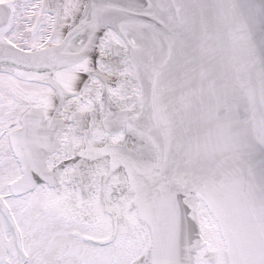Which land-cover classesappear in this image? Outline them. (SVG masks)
<instances>
[{
	"label": "snow or ice",
	"instance_id": "6c2138e0",
	"mask_svg": "<svg viewBox=\"0 0 264 264\" xmlns=\"http://www.w3.org/2000/svg\"><path fill=\"white\" fill-rule=\"evenodd\" d=\"M0 264H264V0H0Z\"/></svg>",
	"mask_w": 264,
	"mask_h": 264
}]
</instances>
